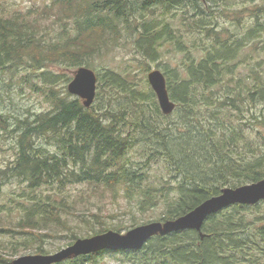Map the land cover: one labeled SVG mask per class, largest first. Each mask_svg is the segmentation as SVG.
<instances>
[{
  "label": "trees",
  "instance_id": "trees-1",
  "mask_svg": "<svg viewBox=\"0 0 264 264\" xmlns=\"http://www.w3.org/2000/svg\"><path fill=\"white\" fill-rule=\"evenodd\" d=\"M52 2L47 7L51 24L29 14L16 19L0 16V71L11 77L20 69L37 72L48 82L56 75L43 69L50 63L64 65L71 72L80 66L94 70L93 57L112 50L124 35L147 57L155 58L169 44L181 54L171 71L162 69L175 108L163 114L146 74L139 86L129 79V69L95 70L98 86L101 89L105 84L108 99L94 100L89 107L77 96L58 95L51 85L46 90L37 87L53 108L31 120H17L15 159L0 169V182L14 180L31 191L18 196L29 201V206L21 207L23 214L14 223L0 211V236L23 235L26 242L40 243L34 252L47 253L42 241L67 229L71 233L68 244L72 243L78 230L68 217L76 210L75 201L57 204L39 191L44 186L62 189L66 181L86 183L100 196L105 192L122 195L141 213L161 207L154 220L165 221L224 187L264 179V137L250 134L252 126L258 131L264 124V63L254 61L255 41L264 28L256 31L262 22L243 35L227 34L216 14L222 8L225 15L235 6L233 0ZM179 8L183 10L181 25L192 38L188 42L178 32L179 25L172 23ZM167 13H171L169 19L164 17ZM252 16L262 21L264 4L255 5ZM144 65L146 72L148 65ZM8 124L0 114V126L8 130ZM40 138L47 140L46 145L37 143ZM74 215L89 223L84 213ZM93 216L100 227L90 228L87 236L124 229L123 225L108 228L97 214ZM133 219L125 228L139 224ZM4 245L0 241V264H11L8 250L15 246ZM108 252L79 255L57 264H92L96 255ZM123 252L133 264H264V200L231 205L209 215L201 232L155 235L142 248Z\"/></svg>",
  "mask_w": 264,
  "mask_h": 264
},
{
  "label": "rangeland",
  "instance_id": "rangeland-1",
  "mask_svg": "<svg viewBox=\"0 0 264 264\" xmlns=\"http://www.w3.org/2000/svg\"><path fill=\"white\" fill-rule=\"evenodd\" d=\"M52 1L53 0H0V16L16 19V17L21 14H29L30 16H38L43 22H49L51 24V19H53V17H50L51 13L49 8L52 7ZM233 3L235 6L225 11V15L221 14L220 10H222V8H220L216 14L220 27L225 28L227 34L229 33L231 36L243 35L249 27H256L257 22H262V27L259 26L256 32L264 28V17L262 21H260L252 16V10L255 9V5H263L264 0H233ZM174 13V20L172 23L179 25L178 32L183 34L182 39L186 42L190 41L192 38H189V35L185 34L186 31L181 25L183 10L179 8L175 10ZM170 14L171 13H167L164 17L169 19ZM47 17H49V19H45ZM137 17H141L140 14H137ZM51 30H53L52 28H50V32L53 33ZM257 37L259 40L255 41L254 56L256 58L254 61L258 60L263 64V29L258 33ZM159 51L160 53H158L155 58L143 56L142 52H137L132 40L124 35L112 50L101 55H95L91 60V66H93L94 71L96 70L98 72H103L106 68L118 72H124L129 69L132 71L129 79L134 80L140 86L142 85V80L145 79V74L147 81V73L149 70L159 69L162 71V69H169V71H171L181 59V54L175 52L169 44L162 46ZM144 63L148 65V70L146 72H143ZM239 68L241 69L239 74H242L243 68L241 66H239ZM43 69H48L50 72L56 74L51 81H43L39 73L32 71L26 72L20 69V71H16V77L14 75L11 77L8 73L0 71V114L4 116V118H7L9 122L8 130L0 126V169L5 168L15 159L13 146L17 135V120L22 121L26 118L31 120L36 114L49 112L53 108L51 103L47 101L45 92L38 90L37 87H43L46 90V87H50L49 85H51L58 95L65 96L66 93H68L67 84L69 81H65L67 76H72L73 72L67 70L66 66L57 63H50ZM105 87L104 84L100 89L97 83L96 91L99 92V95L96 96L95 101L99 100L100 102H104L105 99H108ZM107 91H109L108 87ZM262 121L264 122V118ZM256 130L258 131H254V127L252 126L251 133L249 132L252 137L256 138L257 133H260L261 136L264 137V124ZM11 131L13 132L10 133ZM37 143L46 145L47 140L40 138L37 140ZM49 149L54 150L53 146H50ZM72 168L77 169L78 167L72 166ZM102 190L108 191L106 189ZM39 191L43 196H48V199L57 202V204L67 203V201L71 202L72 200L75 201L74 206L76 210H71V212L68 211V218L69 223L78 230L77 238L90 237L92 235L87 236L88 233H91L90 228L94 227L97 229L100 227V225L96 223L97 217H94L93 213L97 214L98 220L104 221L108 228L114 225H123L124 229L120 232L124 233L128 230L125 227H128L130 223L133 222L132 218H134L133 220L136 221V223L142 224L143 220L156 221L154 219L159 217L162 212V208L157 207L141 213L133 203H127L122 195L113 197L110 193L105 192L103 196H100L95 193L96 190L94 188H90L89 185L83 182L68 183V181H66L62 189L60 188L58 190L57 188L53 189L51 186H44ZM30 193L31 191L26 188L25 184H19L17 181L4 180L0 182L1 215L7 217V220H11V222L14 223L15 220L23 214V209L29 206V201H24L22 198H19L20 195ZM45 197L42 199H45ZM11 198H14V200ZM80 213H84L83 218H87L89 223L81 222L78 217L79 215H74ZM50 232L51 230H41V233ZM70 234V231L65 229L59 234L50 235L42 241L41 246L49 251L47 253H55L68 245L70 241L68 236ZM28 240L29 241L26 242L23 235H16V233H6L0 236V241H3V245L12 244L15 246L14 249L9 248L8 250L11 263L12 260L21 255L36 254L34 251L40 243H35L33 239ZM94 259L96 263L92 264H133L129 256L122 251L99 254L96 255Z\"/></svg>",
  "mask_w": 264,
  "mask_h": 264
},
{
  "label": "water",
  "instance_id": "water-1",
  "mask_svg": "<svg viewBox=\"0 0 264 264\" xmlns=\"http://www.w3.org/2000/svg\"><path fill=\"white\" fill-rule=\"evenodd\" d=\"M147 80L156 95L162 113L170 114L175 108V102L169 98L164 74L159 69L149 70ZM96 87L95 71L86 66H80L73 71L72 78L67 84V91L79 97L84 107H89L94 101ZM260 200H264V179L236 187H224L217 195L205 199L174 219L150 221L134 226L124 233L107 230L90 237L77 238L55 253L24 254L16 257L12 264H55L72 256L86 255L102 250H138L156 234L166 235L183 230L201 232L202 224L209 215L234 204L253 205Z\"/></svg>",
  "mask_w": 264,
  "mask_h": 264
}]
</instances>
